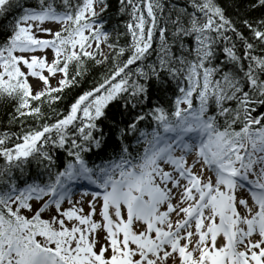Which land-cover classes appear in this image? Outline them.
I'll use <instances>...</instances> for the list:
<instances>
[{"label": "snow or ice", "instance_id": "obj_1", "mask_svg": "<svg viewBox=\"0 0 264 264\" xmlns=\"http://www.w3.org/2000/svg\"><path fill=\"white\" fill-rule=\"evenodd\" d=\"M110 9L0 0V264H264V0Z\"/></svg>", "mask_w": 264, "mask_h": 264}, {"label": "trees", "instance_id": "obj_2", "mask_svg": "<svg viewBox=\"0 0 264 264\" xmlns=\"http://www.w3.org/2000/svg\"><path fill=\"white\" fill-rule=\"evenodd\" d=\"M36 3H37V0H28V4L31 6H34ZM109 3L111 4V9H110V12L106 15H110L112 17L111 24L109 25V30H111V27L115 25L117 22V12L119 8V0H109ZM164 3L166 5L169 3H172L179 7H183V6H186V4L188 3V0H164ZM14 15H17V13H13L6 20L0 21V25L6 24L9 20L12 19ZM125 19H127V17H125ZM120 23L122 25L123 21H120ZM126 40H130V37L122 38L121 43L122 44L125 43ZM157 43H158V36H157ZM188 43L190 44L191 40H189ZM155 46L156 45L154 44V48ZM105 51L106 52L109 51L107 47ZM155 60H156V56H155V53H153V55L150 57L148 62H153ZM110 66H111L110 64L104 65V66H94L95 70L91 72V74L88 75L87 79L82 82V85L79 91L82 92L84 90H88L91 88L93 83L100 81L103 75L105 74V72L107 71V68H109ZM53 84H55V81H53ZM73 94H78L77 90H73V93H68L67 95H73ZM178 94L179 92H178V87L176 85V82L172 81L171 87L166 93H163V94L156 93L153 95L152 102H150L149 107H151L152 104H154L158 98L163 100L165 107H168L169 102L174 101L176 98V95ZM66 103H67V100L60 102L54 105L53 107L55 108L57 112H59L64 109V107L66 106ZM197 103L198 102L195 100V97H194V106ZM13 106L14 105L11 102L0 103V133H4V132L16 133L20 131V121L19 120H17L15 123L9 122L10 113L12 112ZM148 110H149L148 107L144 109V111H148ZM44 113L47 116L52 115V111L50 110L47 104L44 105ZM31 122H32L31 119L27 121V123H31ZM148 123L149 121L146 120L144 124L141 125V127L142 128L145 127ZM128 143L133 144V146L135 145V141H128ZM109 151H111V149H109ZM56 158H57V164L62 167L63 163L67 159L66 153L63 150H60L56 153ZM88 158L90 160H95L97 163H99V160L95 156L89 155ZM0 164H3L2 160H0ZM25 174L29 177L30 180L31 179H46V173L44 172L43 167L38 166L34 160L30 162L28 166L25 168ZM15 175L17 177L20 176V173L18 170L15 171Z\"/></svg>", "mask_w": 264, "mask_h": 264}, {"label": "rangeland", "instance_id": "obj_3", "mask_svg": "<svg viewBox=\"0 0 264 264\" xmlns=\"http://www.w3.org/2000/svg\"><path fill=\"white\" fill-rule=\"evenodd\" d=\"M33 83L35 84L36 82L35 81H33ZM77 194H79V190L77 191ZM87 207V206H86ZM87 209V208H86ZM255 238V237H254Z\"/></svg>", "mask_w": 264, "mask_h": 264}]
</instances>
